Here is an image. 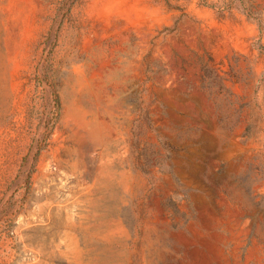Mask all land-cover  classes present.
Masks as SVG:
<instances>
[{
    "label": "rangeland",
    "instance_id": "rangeland-1",
    "mask_svg": "<svg viewBox=\"0 0 264 264\" xmlns=\"http://www.w3.org/2000/svg\"><path fill=\"white\" fill-rule=\"evenodd\" d=\"M0 264H264V0H0Z\"/></svg>",
    "mask_w": 264,
    "mask_h": 264
},
{
    "label": "bare ground",
    "instance_id": "bare-ground-1",
    "mask_svg": "<svg viewBox=\"0 0 264 264\" xmlns=\"http://www.w3.org/2000/svg\"><path fill=\"white\" fill-rule=\"evenodd\" d=\"M1 95H3V94H1ZM4 96H5V95H4ZM4 96H3V97H4ZM1 101H2V100H1ZM2 102H3V101H2ZM4 102H5V101H4ZM2 104H3V103H2ZM7 104H8V103H7ZM2 106H3V105H2Z\"/></svg>",
    "mask_w": 264,
    "mask_h": 264
}]
</instances>
